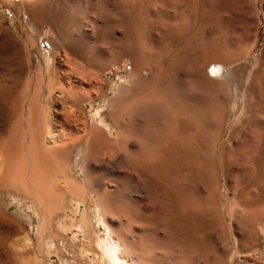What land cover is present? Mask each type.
Wrapping results in <instances>:
<instances>
[{"label":"rangeland","instance_id":"obj_1","mask_svg":"<svg viewBox=\"0 0 264 264\" xmlns=\"http://www.w3.org/2000/svg\"><path fill=\"white\" fill-rule=\"evenodd\" d=\"M0 48V264H264V0H0Z\"/></svg>","mask_w":264,"mask_h":264},{"label":"bare ground","instance_id":"obj_2","mask_svg":"<svg viewBox=\"0 0 264 264\" xmlns=\"http://www.w3.org/2000/svg\"><path fill=\"white\" fill-rule=\"evenodd\" d=\"M30 3V2H29ZM8 42V41H7ZM4 44H5V42H4ZM9 44V43H8ZM6 45V44H5ZM2 46V45H1ZM3 49H5L4 47H2ZM9 48H11L10 46H9ZM12 48H13V44H12ZM7 49H8V47H7ZM0 50H1V48H0ZM3 51H5V50H3ZM3 56V55H2ZM215 58H216V56H214ZM224 57V56H223ZM22 58V57H21ZM214 58V60H216ZM220 58V57H219ZM225 58V57H224ZM222 59V58H221ZM217 60H219V59H217ZM210 61V59L208 60L209 61V63H208V67H209V70H208V72H211V73H221V72H223V71H225V70H223L224 69V67H223V63H225L226 61H225V59H223L225 62H223L222 64L220 63V62H218V61ZM220 61V60H219ZM230 61V60H229ZM229 61H227L224 65H226ZM222 62V61H221ZM231 62V61H230ZM207 67V66H206ZM207 67V68H208ZM226 69V68H225ZM200 72V71H199ZM228 72V71H227ZM209 74V73H208ZM202 78H204V77H202ZM207 80V79H206ZM82 82V81H81ZM8 83V82H7ZM161 85H163V84H161ZM166 86V85H165ZM162 87V86H161ZM159 88H160V85H159ZM168 88V87H167ZM155 89V88H154ZM156 89H157V87H156ZM155 89V90H156ZM162 89V88H161ZM161 89L159 90V91H161ZM172 89V88H171ZM63 90H66V89H63ZM162 90H164V89H162ZM61 91H62V89H61ZM72 91H73V89H72ZM154 91V90H153ZM66 92L68 93V89L66 90ZM71 92V91H70ZM73 92H75V91H73ZM72 92V93H73ZM151 92V91H150ZM162 92V91H161ZM146 94H148V91L147 92H145ZM164 93V92H163ZM71 94V93H70ZM150 94V93H149ZM72 95V94H71ZM153 94H151V96H152ZM73 96H74V94H73ZM86 96V95H85ZM147 96V95H146ZM150 95H148V97H149ZM156 95L154 94V97H155ZM159 96V95H158ZM164 96V95H163ZM141 97H142V94H141ZM160 97V96H159ZM172 97V96H171ZM144 98V97H143ZM139 99V98H138ZM160 99V98H159ZM161 99H162V97H161ZM170 99V98H169ZM173 99V98H172ZM18 100V99H17ZM140 100V99H139ZM154 100H156V99H154ZM153 99L152 100H150V101H154ZM141 101L142 100H140V103H138V101H136L138 104H140V105H142V107H139L138 108V106H137V108H134L133 109V111H138V112H140V108L141 109H143L144 107H143V103L141 104ZM144 101V100H143ZM157 101V100H156ZM148 101H146V103H147ZM158 102H159V100H158ZM161 102H163L162 100H161ZM172 102V101H171ZM145 103V105H146V107L147 106H152V104L154 105V103H152V104H150L149 103V105H147ZM168 103H169V100H168ZM157 105H159L160 103H156ZM164 104L166 105V103L164 102ZM132 105V106H131ZM130 106L133 108V107H135V106H133V105H136L135 103H133V104H131ZM139 105V106H140ZM171 105V104H170ZM99 107H100V105H99ZM153 107V106H152ZM155 107V106H154ZM153 107V108H154ZM179 107V106H178ZM177 107V108H178ZM131 108V109H132ZM152 108V110L154 111L155 110V112L158 110V109H153ZM172 108V107H171ZM145 109V108H144ZM142 111V110H141ZM146 111H148V110H146ZM151 112V111H150ZM182 112V111H181ZM137 113V112H136ZM153 113V112H152ZM149 114H151V113H149ZM178 114V113H177ZM144 115V114H143ZM142 115V116H143ZM153 115H154V113H153ZM116 116V115H115ZM147 116V115H146ZM152 116V115H151ZM148 118V117H147ZM153 119V118H152ZM151 119V120H152ZM155 119V118H154ZM150 120V119H149ZM153 121V120H152ZM158 122V121H157ZM145 122H143V124H144ZM147 123H148V121H147ZM154 123H155V121H154ZM180 123V122H179ZM183 123V122H182ZM142 124V126L140 127V128H142L144 125ZM147 126V125H146ZM181 126V125H180ZM148 127V126H147ZM150 127V126H149ZM158 127L159 128H161L159 125H158ZM165 127V126H164ZM179 127V126H178ZM144 128V127H143ZM169 128V127H168ZM166 129V128H165ZM164 129V130H165ZM184 129H186V128H184ZM167 130V129H166ZM141 131H144V130H141ZM140 132V131H139ZM166 132V131H165ZM49 133V132H48ZM140 134V133H139ZM141 135V134H140ZM142 135H143V133H142ZM50 136V135H49ZM54 138V137H53ZM51 140V139H50ZM51 142H52V140H51ZM55 141H53V143H54ZM171 144V143H170ZM165 145V144H164ZM161 147H163V146H161ZM172 144H171V148H169L165 153L167 154L168 152H169V155H170V153H171V155L173 154V149L175 148H173L172 149ZM167 147L165 146V149H166ZM162 149V148H161ZM176 149V148H175ZM138 150V149H137ZM163 150V149H162ZM26 151V150H25ZM135 151V150H134ZM17 155V154H16ZM168 155V156H169ZM72 191V190H71ZM84 234V233H83ZM102 238H103V245H102V247H101V254H102V263L101 264H131V262L125 257V254L128 252V250H126L125 249V246H123L124 244L122 243V240L119 238V237H117L116 236V234L108 227V226H105L104 227V229H103V236H102ZM129 255V254H128Z\"/></svg>","mask_w":264,"mask_h":264}]
</instances>
